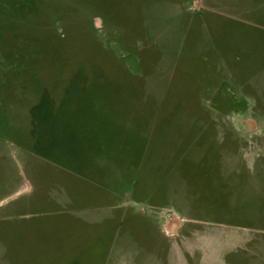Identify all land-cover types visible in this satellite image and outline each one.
Instances as JSON below:
<instances>
[{
	"label": "rangeland",
	"instance_id": "374dc122",
	"mask_svg": "<svg viewBox=\"0 0 264 264\" xmlns=\"http://www.w3.org/2000/svg\"><path fill=\"white\" fill-rule=\"evenodd\" d=\"M0 217V264H264V0H0Z\"/></svg>",
	"mask_w": 264,
	"mask_h": 264
},
{
	"label": "crops",
	"instance_id": "0c3cea01",
	"mask_svg": "<svg viewBox=\"0 0 264 264\" xmlns=\"http://www.w3.org/2000/svg\"><path fill=\"white\" fill-rule=\"evenodd\" d=\"M23 216H25V215H23ZM29 216V215H28ZM2 217V216H1ZM1 217H0V219H1ZM8 217H12V218H19V217H21L20 215H17V214H14V215H12V216H6V217H2L3 219H7ZM25 218H27V216L25 217Z\"/></svg>",
	"mask_w": 264,
	"mask_h": 264
}]
</instances>
